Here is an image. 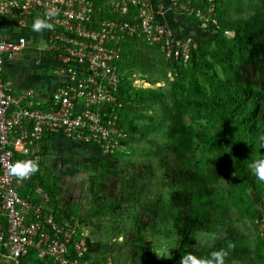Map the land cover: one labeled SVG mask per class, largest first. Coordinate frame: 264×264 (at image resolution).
Listing matches in <instances>:
<instances>
[{
	"label": "built area",
	"instance_id": "built-area-1",
	"mask_svg": "<svg viewBox=\"0 0 264 264\" xmlns=\"http://www.w3.org/2000/svg\"><path fill=\"white\" fill-rule=\"evenodd\" d=\"M197 1L207 8L199 7ZM217 2L166 0L154 7L152 0H109L117 18L97 19L102 8L97 9L93 0H0V251L16 261L35 251L49 264H115L111 257L97 263L84 260L89 247L81 223L63 214L57 218L49 195L41 188L36 190L38 203L22 196L34 174L18 179L8 168L27 160L40 167V148L48 135L103 156L127 151L129 133L121 122L118 68L124 43L136 38L158 47L167 61L186 66L197 46L186 18L196 17L206 28L217 25ZM169 15L177 16L186 28L174 30L167 21ZM5 19L15 21L20 29L15 39L2 36ZM36 19L52 24L51 29L39 31L57 63L52 71L56 86L48 101L32 89L14 93L12 83L3 77L6 60L28 49L24 32L33 30ZM225 34L232 36L229 31ZM168 78L174 80L173 72ZM142 82L151 87L147 80ZM256 222L264 241V215Z\"/></svg>",
	"mask_w": 264,
	"mask_h": 264
},
{
	"label": "trees",
	"instance_id": "trees-1",
	"mask_svg": "<svg viewBox=\"0 0 264 264\" xmlns=\"http://www.w3.org/2000/svg\"><path fill=\"white\" fill-rule=\"evenodd\" d=\"M93 1L97 9L102 8L101 12L95 15L97 19L117 18L112 14L108 0ZM261 1L264 4V0ZM224 3L225 0H218L215 9L217 25H212L208 29L218 31L224 41H239L245 54L239 55L236 70L230 67L231 70H226L223 77L216 72L209 75L210 92L207 88L197 92L191 90L182 98L171 100L168 110L171 111L172 122L187 129L190 143L183 148L182 145H175L166 151H160L161 167L172 187L168 204L164 205L161 199L144 200L141 191L137 189L139 186L137 178L126 177L123 170L118 169L120 158L127 151L108 156L96 154L86 166L91 171L88 193L95 206L92 216L118 212L123 204L130 202H135L139 207L137 226L134 233L129 236L133 247L131 259L135 264H156L152 257V245L144 234L149 230H156L164 223L171 224L177 234V252L170 264H179L185 254L208 259L211 258V253L221 249L227 252L225 264H264V255L251 251L242 244V233L229 225V221L226 220L229 218L227 212L222 209L223 206L212 200L218 195L217 185L223 178L237 181L243 190L248 188L256 190L258 182L249 165L256 159L264 158V148H261L259 143L260 137L264 136V15L256 14L249 23L240 18L231 20L222 10ZM195 4H199L204 10L207 8L204 2L197 1ZM186 20L195 26L201 24L196 17H187ZM226 31L231 32L232 36H227ZM132 43L141 41L136 38L128 39L123 45L122 59L118 63L119 75L122 78L123 103L120 116L123 127L129 133L128 148L133 141L132 133L136 131V128L126 125L132 106L148 101L165 106L166 100L157 88L139 89L134 87L133 81L129 83L124 80L125 59ZM143 46L159 50L158 47L144 44ZM196 53L197 48H194L186 66L167 61L170 72L174 74V80L168 81V85L174 90L184 89L181 80L186 71L193 66L196 73L202 69L212 70L208 63L197 62ZM143 62L144 67L151 68L148 62ZM250 70L256 71L255 85L262 89H256L251 79L247 77ZM141 76L149 83L152 82L146 75L141 73ZM151 84L156 85V81ZM186 118L198 120L201 128L195 129L191 125H186ZM50 137L51 135H48L45 140ZM192 144L195 148H192ZM78 148L82 146L78 145ZM195 149L200 150L202 154L200 159L195 156ZM230 149H234L233 154L229 153ZM219 159L223 161L218 163L214 171L213 162ZM119 185L121 187L116 192ZM38 188L49 195V206L54 209L57 218L62 214L67 219L72 218L65 210L58 208L56 200L60 189L49 187L39 170L21 194L24 197L30 196L38 203L40 202L36 193ZM252 215L258 220L264 215V209L256 210ZM77 220L81 225L85 224L82 216ZM199 232H216L217 235L211 243L201 244L198 239ZM259 241L264 248V241L261 238ZM87 244L89 252L84 260L97 263L107 258H98V253L102 249L100 243H95L88 237ZM17 261L19 264L44 262L35 251H30Z\"/></svg>",
	"mask_w": 264,
	"mask_h": 264
},
{
	"label": "rangeland",
	"instance_id": "rangeland-1",
	"mask_svg": "<svg viewBox=\"0 0 264 264\" xmlns=\"http://www.w3.org/2000/svg\"><path fill=\"white\" fill-rule=\"evenodd\" d=\"M222 10L231 20L240 18L249 23L256 14L264 15V4L261 0H225ZM190 25L192 26L189 27H194L191 31L197 32L196 35L191 32L197 41V62L208 63L212 70L202 69L196 73L194 66L187 70L181 80L184 85L183 90H174L168 85L169 65L161 51L156 48H147L143 46V43H132L123 70L124 80L129 83L133 81L134 87L157 88L166 100L165 106L150 101L132 106L126 125L136 128V131L132 133L133 141L130 142L127 152L120 158L118 169L123 170L126 177L137 178L139 182L137 189L141 191L144 200L161 199L164 205L170 200L172 187L166 180L164 169L161 167L160 151H166L170 146L175 145H182L183 148L190 143L187 129L181 124L172 122L171 111L168 110L171 100L182 98L191 90L196 92L203 88L209 90V75L216 72L223 77L230 67L236 70L239 55L245 54L239 41H224L220 38L218 31H209L201 25ZM143 61L148 62L151 68L144 67ZM141 73L146 75L147 79L152 81L151 83L156 81V85L150 83L151 87H144L142 82L144 78ZM255 74V70H250L247 77L251 79L253 86L260 90L262 88L255 85L257 82ZM197 121L186 118V125L199 129L201 125ZM192 148H195L193 144ZM194 152L200 159L202 155L200 150L195 149ZM229 153L233 154L234 149H230ZM96 154L97 152L86 149L46 148L41 152L42 162L39 171L49 187L60 189L56 200L58 208L65 210L74 219L82 216L85 221L82 225L85 235L93 242L102 245L98 258L111 257L116 264H135L131 259L133 247L129 236L134 233L137 226L140 212L137 204L125 203L118 212L92 216L95 206L88 193L91 171L86 166ZM222 161L223 159H219L213 162L214 171L218 163ZM257 182L256 190L249 188L243 190L244 188L237 181L223 178L217 185L218 195L212 200L223 206L222 209L227 212L229 218L226 219L229 225L242 233V244L249 250L264 255V248L259 241L257 220L252 215L256 210L264 209V183ZM120 187L121 185L116 188V192ZM144 235L152 245L153 261L156 264H170L177 252V234L171 224H160L156 230H149ZM216 235V232H199L198 239L201 244H207L211 243ZM163 244H167L170 251V256L165 258L158 252Z\"/></svg>",
	"mask_w": 264,
	"mask_h": 264
},
{
	"label": "crops",
	"instance_id": "crops-1",
	"mask_svg": "<svg viewBox=\"0 0 264 264\" xmlns=\"http://www.w3.org/2000/svg\"><path fill=\"white\" fill-rule=\"evenodd\" d=\"M109 1V0H108ZM154 7L165 4L166 0H152ZM167 21L170 26L178 28L182 26L186 28V23L182 22L177 16L169 15ZM194 28V27H193ZM192 27H188L191 33ZM21 31L15 21L5 19L1 25V34L4 38L15 39ZM28 38V49L18 55L14 59L6 60L4 64L3 77L6 81L12 83L14 93L18 94L24 90L32 89L44 101H48L56 86V80L52 74L53 69L57 66L54 56L47 51V42L44 34L39 31L24 32ZM196 35L197 32H192ZM191 33V34H192ZM63 147V148H62ZM46 148L53 149H86L88 151L92 148H78L67 140L59 136H51L46 139L40 148V151H45ZM54 210V209H53ZM0 264H19L18 261L10 257L7 253L0 251ZM36 264V263H30ZM38 264H49L46 261Z\"/></svg>",
	"mask_w": 264,
	"mask_h": 264
},
{
	"label": "clouds",
	"instance_id": "clouds-1",
	"mask_svg": "<svg viewBox=\"0 0 264 264\" xmlns=\"http://www.w3.org/2000/svg\"><path fill=\"white\" fill-rule=\"evenodd\" d=\"M54 14V13H52ZM34 31H40L42 29H51L52 24L36 19L32 25ZM260 147L264 148V136L259 139ZM250 170L255 175L257 181L264 183V158L256 159L249 165ZM38 165L32 161H17L11 164L8 168L10 175L17 177L18 179H27L31 174H35L38 171ZM158 252L161 257L170 256L169 246L163 244ZM227 252L223 249L211 253V258H197L192 254H185L181 257L179 264H225Z\"/></svg>",
	"mask_w": 264,
	"mask_h": 264
}]
</instances>
